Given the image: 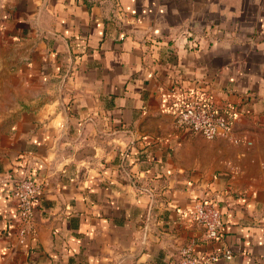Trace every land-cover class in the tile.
Segmentation results:
<instances>
[{"label": "crops", "instance_id": "0c3cea01", "mask_svg": "<svg viewBox=\"0 0 264 264\" xmlns=\"http://www.w3.org/2000/svg\"><path fill=\"white\" fill-rule=\"evenodd\" d=\"M193 92L241 143L174 126L165 101ZM25 175L43 184L20 243ZM189 241L264 264V0H0V264H175Z\"/></svg>", "mask_w": 264, "mask_h": 264}, {"label": "built area", "instance_id": "2783aa9c", "mask_svg": "<svg viewBox=\"0 0 264 264\" xmlns=\"http://www.w3.org/2000/svg\"><path fill=\"white\" fill-rule=\"evenodd\" d=\"M187 33L183 31L182 35ZM164 107L170 112L173 124L178 129L200 134L207 140L223 137L235 144L242 142L233 135L231 118L223 114L203 93H181L180 95L171 93ZM42 184L38 178L25 175L17 178L11 187V198L16 207L17 236L20 243H24L26 237L33 231L34 209L42 192ZM189 217L192 222L202 227L205 240L216 242L223 236L221 213L213 200L208 198L195 200L189 208ZM193 248L192 241L182 245L178 249L175 264H212L220 258L228 260L232 256L231 249L228 247L198 254Z\"/></svg>", "mask_w": 264, "mask_h": 264}]
</instances>
